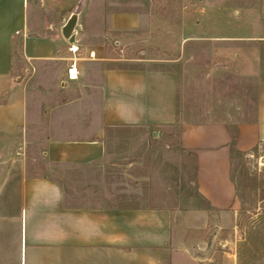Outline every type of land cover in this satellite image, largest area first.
I'll use <instances>...</instances> for the list:
<instances>
[{"label":"rangeland","instance_id":"1","mask_svg":"<svg viewBox=\"0 0 264 264\" xmlns=\"http://www.w3.org/2000/svg\"><path fill=\"white\" fill-rule=\"evenodd\" d=\"M74 12L79 15L74 31L81 72L70 80L71 54L62 26ZM228 36L241 39H216ZM249 36H264V9L259 0H29L27 27L14 41V78L28 79L36 114L29 124L27 151L23 156L14 152L2 157V161L11 158L0 164V183L10 174L8 185L14 188L25 164L29 174L48 172L45 157L51 156L50 131L61 130L67 123L52 121V109L78 97L100 96L99 80L92 81L93 85L88 80L94 66L99 71L102 64L116 69L128 61H141L152 71L172 73L178 103L182 109L187 105L201 113L197 117L221 119L231 128L250 119L257 102L256 82L264 78V40L246 41ZM247 50L258 54L252 68L247 66L251 59L246 57ZM91 51H95L93 58ZM69 116L75 117L68 123L78 141L84 137L80 129L84 125L75 114ZM106 129L99 139L105 143L101 155L108 159L102 171L108 173V181L101 182L109 189V199L123 200L130 209L157 210V215L170 219L177 247H184L186 239L195 240L194 256L229 264L233 254L238 264H264V143L233 155L232 175L242 208L236 238L230 241L228 218L221 215L218 226L216 214L197 192L195 161L180 144V122L116 124ZM66 151L59 150L63 156ZM91 151L77 146L68 149L76 156ZM12 201L15 219L0 221L4 255L11 243L21 240L22 224L31 219L30 206L25 202L22 206L21 194ZM142 233L148 236V228ZM13 263L0 260V264Z\"/></svg>","mask_w":264,"mask_h":264},{"label":"crops","instance_id":"2","mask_svg":"<svg viewBox=\"0 0 264 264\" xmlns=\"http://www.w3.org/2000/svg\"><path fill=\"white\" fill-rule=\"evenodd\" d=\"M259 2L264 9V0ZM28 11L29 0H0V164L11 158L2 161V157L13 156L14 152L23 156L27 151L29 124L36 114L37 102L30 100L28 79L14 78V41L16 34L27 27ZM245 40H264V36ZM245 53L251 57L247 66L252 68L253 57L258 54L255 50ZM103 65L99 71L97 66L91 68L95 71L90 70L93 72L88 77L92 85L99 80L100 96L78 97L52 109V121L67 123L61 130L50 131L51 156L45 157L48 172L29 174L25 164L14 188L8 185L10 174L4 175V183H0V221L15 219L11 204L17 194H21L22 206L24 202L30 206L31 219L22 224L21 240L11 243L16 247L11 246L8 254H3L6 246L1 242L0 260L13 264H214V258L192 255L197 251L194 239H186L184 247H177L170 219L157 215V210L130 209L123 200L109 199V189L101 182L108 181V173L102 172L108 159L101 155L105 143L100 139L108 132L106 127L116 124L158 126L180 122V144L195 161L197 192L209 211L216 214L218 226L221 215L228 218L232 241L242 208L232 175L233 155L264 143V78L256 82L257 102L252 116L231 128L221 119L197 117L201 113L187 105L182 109L178 86L170 72L152 71L141 61H128L116 69ZM73 114L84 125L80 126L84 137L78 141L68 123L75 118L69 116ZM76 146L92 151L87 156L68 152ZM60 149L67 150L64 156ZM42 153L48 155L49 151ZM58 168L73 172L62 174ZM144 228H148V236L142 233ZM235 257L231 254L229 264H238Z\"/></svg>","mask_w":264,"mask_h":264},{"label":"built area","instance_id":"3","mask_svg":"<svg viewBox=\"0 0 264 264\" xmlns=\"http://www.w3.org/2000/svg\"><path fill=\"white\" fill-rule=\"evenodd\" d=\"M68 51L71 54L69 57V67L67 69V76L70 80L77 79L80 74V70L78 67L79 53L80 48L77 42L70 43L68 42ZM91 57L95 56V51L90 52Z\"/></svg>","mask_w":264,"mask_h":264},{"label":"water","instance_id":"4","mask_svg":"<svg viewBox=\"0 0 264 264\" xmlns=\"http://www.w3.org/2000/svg\"><path fill=\"white\" fill-rule=\"evenodd\" d=\"M78 17V12L72 13L66 23L62 26V35L70 43H74L77 41L76 32L74 30L78 22Z\"/></svg>","mask_w":264,"mask_h":264}]
</instances>
